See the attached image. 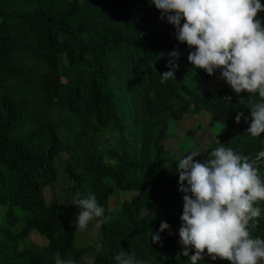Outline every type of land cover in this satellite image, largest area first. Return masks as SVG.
I'll use <instances>...</instances> for the list:
<instances>
[{
	"label": "trees",
	"instance_id": "trees-1",
	"mask_svg": "<svg viewBox=\"0 0 264 264\" xmlns=\"http://www.w3.org/2000/svg\"><path fill=\"white\" fill-rule=\"evenodd\" d=\"M178 45L187 44L177 41L174 26L149 0H0V264H53L57 253L62 264L69 258L114 264L119 251L150 264H190L175 233L183 210L175 169L183 156L159 167L169 153L168 120L207 111L225 123L195 160L221 143L253 159L264 149V132L256 138L245 132L255 94L237 95L227 83L199 86L219 69H190L180 58L174 60L175 77L160 82L170 61L162 52ZM66 116L81 125L76 146L59 134ZM106 129L116 132L109 160L97 142ZM197 130L187 134L194 137ZM61 153L68 154L70 199L76 192L94 193L108 217L98 224V244H78L81 230L71 221L76 206L46 198V187L58 179ZM257 175L264 181V165ZM114 189L136 194L111 214ZM253 205L262 213L248 231L264 239V201ZM162 220L170 227L151 242ZM32 232L46 243L32 240ZM198 264L231 262L207 255Z\"/></svg>",
	"mask_w": 264,
	"mask_h": 264
},
{
	"label": "clouds",
	"instance_id": "clouds-1",
	"mask_svg": "<svg viewBox=\"0 0 264 264\" xmlns=\"http://www.w3.org/2000/svg\"><path fill=\"white\" fill-rule=\"evenodd\" d=\"M161 17L175 28V38L191 49L187 60L196 69L220 76L239 95H256L250 103V117L245 132L253 138L264 132V12L261 0H149ZM183 21V22H182ZM195 46V47H193ZM178 58L175 49L169 53ZM169 70L160 73V82L175 77L177 64L168 62ZM242 112L235 121L239 123ZM191 151L176 165L178 190L183 193L181 226L178 229L182 253L190 264H198L206 254L211 260L227 259L231 264H264V239L251 237L248 227L258 222L262 209L255 201H264V181L257 166L264 165V149L253 159L221 143L211 148L206 158ZM70 204L78 209L73 225L85 229L90 222H107L104 208L94 193L76 192ZM161 221L151 233V242L160 241V232L168 229ZM191 249V254H190ZM206 249V253H205ZM114 264H150L125 251L116 252ZM53 264H62L59 253ZM63 264H76L69 258Z\"/></svg>",
	"mask_w": 264,
	"mask_h": 264
},
{
	"label": "rangeland",
	"instance_id": "rangeland-1",
	"mask_svg": "<svg viewBox=\"0 0 264 264\" xmlns=\"http://www.w3.org/2000/svg\"><path fill=\"white\" fill-rule=\"evenodd\" d=\"M178 51V58L171 57L169 53L173 50ZM191 49L187 45H178L172 49H165L162 52V57L164 60H179L182 58V63L189 62L187 60L188 52ZM188 68L194 69V66L187 65ZM226 82L220 75H214L210 79L201 81L199 86L202 89H217ZM168 133L169 137L165 139L164 143L166 149L169 150V153L164 156V158L159 162V167H166L168 164L176 158L184 156L188 152L191 151H199L201 149L209 146L213 141L216 140L217 135L224 132L226 129L225 123L222 121H218L211 113L207 111H202L200 113L191 115L185 119H174L170 118L168 120ZM80 123L75 120L74 117L66 116L60 122L58 126L59 134L63 141L71 143V145H75L77 143V139L75 138L74 132L80 130ZM198 128L194 137H190L187 132L189 129ZM116 137V132L111 131L109 129L104 130V133H100L97 137V142L99 144V148L102 152L105 153L106 158L109 160V149L112 147ZM96 141V140H95ZM80 148V147H76ZM80 156V152L74 155L75 158ZM68 157L67 153H61L56 159L57 167H58V179L56 182L49 184L46 189V198L47 200H56L60 202L63 206L68 207L70 202V189L69 186L72 183L68 174L64 170L65 161ZM136 194L135 191H119L113 190L112 195L109 199V210L111 214H115L121 208L122 203L125 200H130ZM183 202V200H182ZM3 207L0 206V220L3 218ZM76 219V215L71 217V221L73 222ZM180 226L175 228V233L178 235V229ZM99 234L100 229L96 220L90 222V224L79 232L78 244L87 245L89 243L98 244L99 243ZM30 238L39 244L46 243V239L37 234L36 232H32L30 234ZM206 253V249H205ZM207 256L206 254L204 255Z\"/></svg>",
	"mask_w": 264,
	"mask_h": 264
}]
</instances>
